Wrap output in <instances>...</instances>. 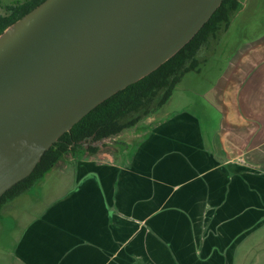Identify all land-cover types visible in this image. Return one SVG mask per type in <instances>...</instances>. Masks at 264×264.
Returning a JSON list of instances; mask_svg holds the SVG:
<instances>
[{
	"label": "crops",
	"instance_id": "obj_1",
	"mask_svg": "<svg viewBox=\"0 0 264 264\" xmlns=\"http://www.w3.org/2000/svg\"><path fill=\"white\" fill-rule=\"evenodd\" d=\"M240 4L238 22L202 48L203 62L161 118L152 114L95 151L85 144L65 154L1 207L0 264H236L244 245L245 255L257 247L264 0ZM185 80L206 102L201 114L177 110L180 97L172 106Z\"/></svg>",
	"mask_w": 264,
	"mask_h": 264
},
{
	"label": "water",
	"instance_id": "obj_2",
	"mask_svg": "<svg viewBox=\"0 0 264 264\" xmlns=\"http://www.w3.org/2000/svg\"><path fill=\"white\" fill-rule=\"evenodd\" d=\"M222 2L44 0L9 26L0 35V197L95 107L182 49Z\"/></svg>",
	"mask_w": 264,
	"mask_h": 264
},
{
	"label": "trees",
	"instance_id": "obj_3",
	"mask_svg": "<svg viewBox=\"0 0 264 264\" xmlns=\"http://www.w3.org/2000/svg\"><path fill=\"white\" fill-rule=\"evenodd\" d=\"M44 0H25L6 8L1 13L0 35ZM240 0H223L219 8L198 33L174 56L149 75L117 92L95 107L90 113L65 132L42 156L30 175L8 189L0 197V209L21 193L33 187L68 152L87 145L89 151L104 138L119 134L151 115L172 97L183 77L198 70L199 51L217 35L222 25L229 26L232 16L240 8Z\"/></svg>",
	"mask_w": 264,
	"mask_h": 264
},
{
	"label": "rangeland",
	"instance_id": "obj_4",
	"mask_svg": "<svg viewBox=\"0 0 264 264\" xmlns=\"http://www.w3.org/2000/svg\"><path fill=\"white\" fill-rule=\"evenodd\" d=\"M25 0H0V4H1V13H7L6 12V8L10 5H13V4H16L17 2H23ZM244 1V0H242ZM242 10V7H240L237 12L234 13V15L232 16V20H234V18L237 20V14L240 13V11ZM246 10H252V5H248L247 6V9ZM231 20V21H232ZM239 20V19H238ZM237 20V22H238ZM227 27L225 25H222V27L220 28V30L217 32V35L214 37L215 39H213L212 41V44L213 45H217L219 43V38L220 36L224 33L225 29ZM214 46V48H215ZM203 53H202V49L199 51L198 53V58L201 62H203ZM192 72V71H191ZM196 72V71H194ZM192 72V73H194ZM187 77V76H186ZM185 84L183 86H181V88H179L178 92L175 94L174 96V99H173V102H172V106H177V101L179 99V97L181 98V107H177V110L179 111H183V110H186V112H190L193 114V111L195 110H199L200 114L202 113V109H203V106L206 102H204L205 100H199L198 99V96L195 95V93H188L187 89H186V80L184 82ZM182 85V84H181ZM176 90V91H177ZM200 91V90H198ZM187 95H190L192 97H194L195 99L194 100H190V98L187 97ZM153 116L154 115H157L159 118H161V115L162 114V109L161 110H157L156 112L152 113ZM151 114V115H152ZM199 113L195 112V115L196 117L199 119V117H201ZM150 116V115H149ZM148 117V116H147ZM144 119H147L146 117L143 118V121ZM158 119V118H157ZM200 120V119H199ZM142 121V120H141ZM155 121V120H154ZM201 122V121H200ZM83 147V146H82ZM84 148H87V147H84ZM87 150V149H85ZM72 152V151H71ZM70 153V152H68ZM66 153V154H68ZM8 203V202H7ZM258 238H255L254 242L256 243L257 241V247L254 246L253 249L249 250L248 253L245 255V251L247 249V246H250V241L248 242L247 245H244V250H239L237 256V262L236 264H264V232L263 234H259L257 236Z\"/></svg>",
	"mask_w": 264,
	"mask_h": 264
}]
</instances>
